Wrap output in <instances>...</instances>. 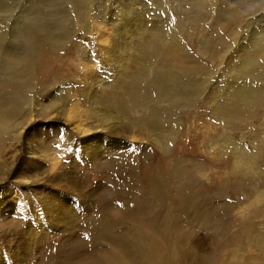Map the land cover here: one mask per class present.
<instances>
[{
    "label": "rangeland",
    "instance_id": "obj_1",
    "mask_svg": "<svg viewBox=\"0 0 264 264\" xmlns=\"http://www.w3.org/2000/svg\"><path fill=\"white\" fill-rule=\"evenodd\" d=\"M60 24L66 25L65 32ZM34 27L42 39L31 56L21 31ZM44 28H54L55 37ZM0 45V80L8 78L4 60L23 54L24 61H30L16 68L12 81L24 86L31 100L17 97L21 108H34L27 136L35 143L42 141L47 155H35L40 178L35 193L25 192L13 175L0 182L2 263H38L47 243L60 235L53 229L50 233L51 217L44 209L54 185L70 181L59 180V174L76 177L80 184L82 179L91 187L99 185L89 157L119 146L138 161L143 153L155 154L160 166H167L173 156L195 160L199 168L192 175L205 178L198 190L210 193L207 200L214 211L226 208L229 227L223 233L208 230L193 215L188 225L181 224L185 232L195 234L187 264H264V0H0ZM162 66L182 83L192 82L202 90L189 108L172 109L177 116L173 134V126L147 129L150 113L133 98L143 88L154 95L153 82ZM24 80L32 84L26 86ZM239 93H246L243 118L220 117L218 112ZM49 105L54 106L47 111L54 113L55 121L40 116ZM61 110L73 118L57 115ZM94 113L104 116L102 123ZM94 125L106 131L94 132ZM156 139L167 144L168 153ZM237 162L243 166L239 172ZM241 179L242 187L233 189ZM78 194L68 197L80 223L91 213L94 200ZM74 216L67 219L71 226ZM32 229L46 233L35 235L39 241L31 242L28 253L23 246L27 237L22 236Z\"/></svg>",
    "mask_w": 264,
    "mask_h": 264
},
{
    "label": "bare ground",
    "instance_id": "obj_2",
    "mask_svg": "<svg viewBox=\"0 0 264 264\" xmlns=\"http://www.w3.org/2000/svg\"><path fill=\"white\" fill-rule=\"evenodd\" d=\"M62 25L60 24L59 28L65 32L63 29H66V25ZM22 29H20L22 35L24 33L23 36L32 49L30 53L32 56L42 39L40 38V31L35 27L27 31L25 28ZM44 32L55 37L54 28L51 30L44 28ZM1 53L4 54L0 48ZM15 55L12 58L9 56L11 59L4 60L5 65L3 64V66L8 73V78L7 80H0V89L3 91V95L0 94V182L3 181L4 176L13 175L16 179L21 180L20 183L26 188L25 192L35 193L40 182L35 155L36 152L42 157H47V155H45L46 149L42 141L35 143L33 138L30 139L27 136L30 123L34 118V108L31 109L32 105H25L21 108L17 102V97L23 96L24 99L22 100L26 102H31V100L24 92V86L16 87L12 79L17 75L16 68L21 64L26 66L30 61H24L23 54L20 56L18 54L17 57ZM1 58L0 65L4 59ZM163 67L159 69V73L153 82L154 95H150V91L143 90V88L136 91L133 98L135 103L140 100L138 105L150 113L145 121L147 129L155 128L158 124L163 128L173 126V134L177 132L174 129L175 117L177 116L176 112L174 113L176 109L173 111L172 109L179 105L189 108L194 104L196 96L202 90L192 82H190L191 85L182 83L171 69H163ZM24 82L26 86L32 84L26 80ZM149 84L151 87V83ZM39 89L42 90L43 88L40 87ZM240 89L245 90L244 87ZM15 93L17 95H14ZM244 94L239 93L234 96L236 98L234 101L237 103L234 105L235 102L232 100L229 105L218 112V115L220 117L231 115L233 119H238V117L242 119L244 113L242 101L246 98ZM93 103L98 105L95 100ZM162 104L167 105L161 108ZM53 107L52 105L43 106L44 111L40 115L42 120L55 121L54 113L47 111ZM56 114L62 115L67 121L73 118L67 113L65 114L64 110ZM93 115L97 117L99 123H102L104 116H99L97 113ZM94 128V132L106 131V127L94 125ZM74 130L80 132L78 126H75ZM135 130L139 131L141 128L134 127ZM131 133L133 134V132ZM62 139L60 138V143L63 142ZM131 139L134 140L133 137ZM157 142L164 146L167 153L169 152L165 147L167 144L160 139ZM9 145L10 152L7 151ZM100 147L102 148L101 145ZM114 150L109 153L101 150L97 157H89V164L90 162L95 164L92 165V169L96 170L99 185L91 187L90 181H82V179L80 184L76 177L58 173L59 180L65 182L68 179L70 181L62 185H54L51 198L45 199L44 209L47 215L51 217V221H49L50 233L53 229V232L57 231L60 235L56 238L57 240L54 239L47 243V247L37 258L39 259L38 263L34 262L33 264H187L191 250L190 245L194 241L195 234L192 231L185 232L181 224L188 225L187 221L191 215L197 221L204 222L210 231L223 233L228 230L227 220L229 218H226V208L222 207L221 211L220 209L214 211V207H211L212 201L207 200L210 193L204 194V191L198 190V188L203 187L202 180L205 178L203 179L204 175H192V171L194 172L199 168L195 160L187 162L179 156H173L167 166H160L155 162L157 159L155 154L154 156L151 153H143V157L138 161L134 153L124 151L122 147L115 146ZM261 158L264 159V154ZM163 160L166 161L167 159L163 157ZM73 163L75 164L76 161ZM240 164L241 162H237L235 166L238 172L243 167ZM141 165H144L145 170L143 172L140 170ZM57 166L61 168L62 163H57ZM162 167L165 168L162 169ZM76 172L79 173L78 168ZM238 182L233 183V189L242 187V179ZM73 192L79 193L80 199L87 197L89 200H94V206L90 207L91 213L83 218L80 223H78L80 216L77 215L68 197V194H73ZM6 207L9 208L10 206ZM93 212L94 214H92ZM70 214H75L74 217H76L72 226L67 222ZM186 216L187 219L185 220ZM40 226L41 229L43 228L42 230L46 231L47 228L44 229L43 222ZM17 229L20 230L19 226ZM38 232L46 233L47 231L32 229L23 234L22 237H27L23 245L26 246V252H30L31 242L35 244L34 242L39 241L35 237ZM50 233L47 232L46 235L49 236ZM43 238L42 244L46 240L45 236ZM19 249L18 246L15 248L17 257L20 254ZM2 261L0 254V264H4ZM205 262L203 263L205 264Z\"/></svg>",
    "mask_w": 264,
    "mask_h": 264
}]
</instances>
